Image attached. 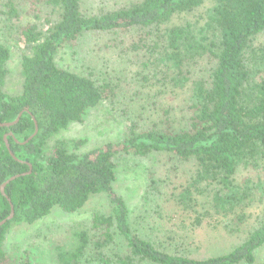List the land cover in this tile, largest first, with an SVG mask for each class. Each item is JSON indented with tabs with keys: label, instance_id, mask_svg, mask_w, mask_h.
Returning a JSON list of instances; mask_svg holds the SVG:
<instances>
[{
	"label": "trees",
	"instance_id": "1",
	"mask_svg": "<svg viewBox=\"0 0 264 264\" xmlns=\"http://www.w3.org/2000/svg\"><path fill=\"white\" fill-rule=\"evenodd\" d=\"M4 8L7 18L18 16L12 2ZM53 14L54 21L49 19ZM28 16L19 30L27 53L21 56L17 95L4 91L10 52L0 44V124L22 113L17 124L0 127V186L19 175L5 187V196L0 193V222L9 216L10 204L14 209L13 218L0 227V264H34L29 247L6 251V236L14 228L36 223L56 208L74 214L97 194L106 195L111 212L93 214L90 232L76 231L67 243L57 241L58 264H91L90 247L106 260L103 250L116 235L126 243L119 264H254L264 247V217L225 254H172L132 232L127 204L113 185L119 159L166 153L195 164L190 184L176 196L183 205L192 199L191 186L204 185L212 192L209 211L238 219L256 198H264V44L254 43L264 34V0H134L90 16L84 15L82 0H28ZM42 22L44 29L38 25ZM128 30L150 38L144 46L161 88H189L186 124L176 128L166 110L149 126L141 125L137 115L127 121L121 140L84 153L75 151L82 141L49 144L114 93L110 84L97 85L60 68L58 51L76 45L86 32ZM205 58L212 62L207 77L191 79L188 67ZM35 123L37 134L24 143Z\"/></svg>",
	"mask_w": 264,
	"mask_h": 264
},
{
	"label": "rangeland",
	"instance_id": "2",
	"mask_svg": "<svg viewBox=\"0 0 264 264\" xmlns=\"http://www.w3.org/2000/svg\"><path fill=\"white\" fill-rule=\"evenodd\" d=\"M132 1L82 0V11L90 16L98 10H113ZM6 2H12L18 11L17 17L9 19L4 15ZM49 19L56 20V15ZM29 21L28 0H0V44L10 52L4 87L9 95L21 91V56L27 53V47L19 30ZM38 25L46 28L43 22ZM144 36L141 30L86 32L76 45L58 51L55 61L60 68L90 77L97 85L110 84L114 93L90 109L81 123H71L49 144L57 139L82 141L84 144L75 151L84 153L121 140L127 121L137 115L141 117V125L149 126L159 122L166 110H170L169 116L176 128L186 124L189 88H161V83L152 77L155 68L150 65L144 46L150 38ZM254 43L264 44V34ZM211 63L205 58L189 66L191 79H205ZM195 170L193 162H180L166 153H153L146 158L125 156L118 160L117 180L113 187L127 204L132 232L141 239L172 254L195 258L219 256L242 243L264 217V198H256L238 219L230 216L225 219L221 214L209 211L212 209L207 203L211 201L212 192L204 185L191 186L192 199L183 205L176 196L188 187ZM151 177L154 184H151ZM111 209L105 194L91 196L74 214L53 209L50 215L36 223L14 228L6 236L5 249L11 252L29 247L27 250L34 255V258L30 257L34 264H58L56 242L67 243L70 234L76 231L90 232L91 216L109 214ZM199 221L201 226L197 225ZM125 249L124 239L116 235L114 242L103 250L106 260L96 256L91 247L87 250V259L91 264H119L118 259L125 254ZM255 258L254 264H264V247L257 251Z\"/></svg>",
	"mask_w": 264,
	"mask_h": 264
},
{
	"label": "water",
	"instance_id": "3",
	"mask_svg": "<svg viewBox=\"0 0 264 264\" xmlns=\"http://www.w3.org/2000/svg\"><path fill=\"white\" fill-rule=\"evenodd\" d=\"M21 115H22V113H20V114L17 116V118H16L13 122H11V123L0 124V127H1V126L11 127V126L17 124L18 121L20 120ZM37 132H38V126H37V124L35 123V130H34L33 134H32V135H31V136H30V137H29L24 143L29 142V141H30V140H31V139L37 134ZM6 138H7V136L4 137L5 142H7V141H6ZM6 144H7V143H6ZM7 146H8V145H7ZM8 148H9V147H8ZM10 154H11V156H13V154H12L11 152H10ZM13 158H14V156H13ZM29 173H30V172H28V173H26V174H29ZM26 174H23V175H26ZM18 177H19V175L13 176V177L9 178L8 180H6L4 183L1 184V186H0V193H1L3 196H5V187H6L11 181L15 180V179L18 178ZM7 199H8V198H7ZM10 207H11V209H10L9 216H8L5 220H2V221L0 222V227H2L7 221L11 220V219L13 218V216H14V209H13L12 204H10Z\"/></svg>",
	"mask_w": 264,
	"mask_h": 264
}]
</instances>
